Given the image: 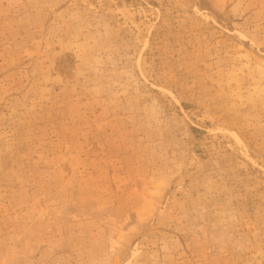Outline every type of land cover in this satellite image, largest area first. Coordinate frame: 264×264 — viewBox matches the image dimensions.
<instances>
[{"label":"rangeland","instance_id":"obj_1","mask_svg":"<svg viewBox=\"0 0 264 264\" xmlns=\"http://www.w3.org/2000/svg\"><path fill=\"white\" fill-rule=\"evenodd\" d=\"M0 264H264V0H0Z\"/></svg>","mask_w":264,"mask_h":264},{"label":"bare ground","instance_id":"obj_2","mask_svg":"<svg viewBox=\"0 0 264 264\" xmlns=\"http://www.w3.org/2000/svg\"><path fill=\"white\" fill-rule=\"evenodd\" d=\"M233 136L239 141L238 137L235 134H233Z\"/></svg>","mask_w":264,"mask_h":264}]
</instances>
